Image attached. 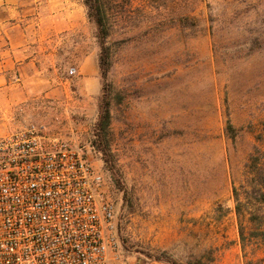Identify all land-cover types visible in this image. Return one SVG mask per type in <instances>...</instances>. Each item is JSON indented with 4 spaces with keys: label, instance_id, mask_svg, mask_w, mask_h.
I'll return each mask as SVG.
<instances>
[{
    "label": "rangeland",
    "instance_id": "1",
    "mask_svg": "<svg viewBox=\"0 0 264 264\" xmlns=\"http://www.w3.org/2000/svg\"><path fill=\"white\" fill-rule=\"evenodd\" d=\"M99 6L106 37L102 43L91 17L90 37L98 58L103 46L109 56L107 77L88 108L66 112L55 98V117L47 119L104 173L116 205L120 261L264 264V246L249 236L250 214L264 210L251 184L254 165L264 169V0ZM184 16L195 25L184 27ZM82 42V34L67 42L70 65L72 43ZM104 94L108 162L94 134ZM18 106L0 99V136L17 129Z\"/></svg>",
    "mask_w": 264,
    "mask_h": 264
},
{
    "label": "built area",
    "instance_id": "2",
    "mask_svg": "<svg viewBox=\"0 0 264 264\" xmlns=\"http://www.w3.org/2000/svg\"><path fill=\"white\" fill-rule=\"evenodd\" d=\"M51 125L0 136V264H124L104 173Z\"/></svg>",
    "mask_w": 264,
    "mask_h": 264
},
{
    "label": "crops",
    "instance_id": "3",
    "mask_svg": "<svg viewBox=\"0 0 264 264\" xmlns=\"http://www.w3.org/2000/svg\"><path fill=\"white\" fill-rule=\"evenodd\" d=\"M90 30L82 0H0V99L19 105L17 128L30 119L51 124L47 116L55 117V98L64 111L79 112L100 92ZM76 34L83 42L72 43L70 65L67 42ZM72 67L76 71L70 74Z\"/></svg>",
    "mask_w": 264,
    "mask_h": 264
},
{
    "label": "trees",
    "instance_id": "4",
    "mask_svg": "<svg viewBox=\"0 0 264 264\" xmlns=\"http://www.w3.org/2000/svg\"><path fill=\"white\" fill-rule=\"evenodd\" d=\"M87 6L90 8V17L93 18V20L96 22L98 31H99V38L101 39V42L103 43V40H105L106 37V31H105V19L104 15L102 14L101 8L99 6V0H85ZM181 23L184 27H190L194 26L195 22L194 19L189 16H184L181 19ZM103 46V45H102ZM109 56L105 53V47H102L101 54L99 57V68H100V74L103 80L106 79L107 73L109 70ZM105 94L102 97L101 104H100V117L97 123L95 124V136L97 137L96 144H98V149L104 154L105 161L108 162V159L106 157V149L102 146L104 138H106L108 127L110 123V109L108 101L104 103ZM227 131L229 134H231L232 138H235L236 136V129L232 125V123L229 121ZM259 167V168H258ZM253 179L251 180V184L253 185L254 189L261 194L258 202L264 203V169L257 163L253 167ZM245 187V185H244ZM233 191L235 194V200H236V213L239 218V234L241 239V245L243 248H245V241H246V232L245 227L240 221V217L242 214V208L240 204V199L237 193V187H233ZM249 192V191H248ZM250 196L247 197L250 199ZM256 197V196H255ZM257 198V197H256ZM252 199V198H251ZM250 221L254 224L249 232V236L252 238H255L260 241V243L264 244V210L259 211L258 213H251L249 217ZM172 264H181L177 262H173Z\"/></svg>",
    "mask_w": 264,
    "mask_h": 264
}]
</instances>
